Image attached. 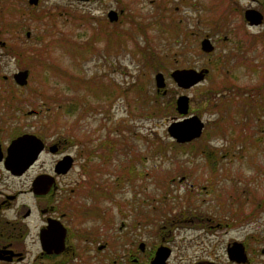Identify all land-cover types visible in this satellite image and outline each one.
I'll use <instances>...</instances> for the list:
<instances>
[{"label":"rangeland","instance_id":"obj_1","mask_svg":"<svg viewBox=\"0 0 264 264\" xmlns=\"http://www.w3.org/2000/svg\"><path fill=\"white\" fill-rule=\"evenodd\" d=\"M249 3L255 4L0 0V72H30L27 85L20 86L15 119L40 137L65 139L75 158L68 176L82 178L75 194L88 216L83 227L94 240H84L89 249L68 264H110L113 253L129 250L130 241H144L149 250L169 232V263L189 264L216 238L205 233L206 219L182 221L264 218V29L243 19L240 9ZM110 10L118 13L116 21L109 20ZM205 36L211 52L200 49ZM176 68L208 71L184 89L170 76ZM157 72L165 81L160 90ZM181 94L189 97L187 115L204 122L201 136L184 143V150L167 132L182 117L175 103ZM32 109L40 113L28 115ZM109 138L111 158L87 161L86 153L105 150L99 144ZM42 159L49 163L54 157ZM104 240L108 248L98 250ZM33 258L23 264L68 257L51 263Z\"/></svg>","mask_w":264,"mask_h":264},{"label":"flooded vegetation","instance_id":"obj_2","mask_svg":"<svg viewBox=\"0 0 264 264\" xmlns=\"http://www.w3.org/2000/svg\"><path fill=\"white\" fill-rule=\"evenodd\" d=\"M251 2L255 4L249 3L240 9V13L247 25L264 29V0ZM247 9L257 10L261 14L259 23L250 24L245 19ZM0 45L4 46L5 42L0 40ZM22 70H27L24 85L14 78V74ZM29 74L27 68L11 75L0 72V115L3 114V118L0 116V264H23L31 254L35 255L33 260L40 258L48 263L53 258L65 256L68 258L55 264H68L78 260L83 250L89 249V244H83L84 240H94L87 228L83 227V221L88 216L84 217L82 198L77 199L75 194V188L83 186L82 178L72 180L68 176L75 164L73 155L70 168L65 170L64 158L69 155L65 139L40 137L27 130L29 128L25 125L21 129L15 119V112L19 109L16 103L19 102L20 86L27 85ZM26 113L36 115L40 110L32 109ZM25 134L35 135L42 142V149L32 161L31 144H15V140ZM44 154L53 156V162L42 159ZM86 158L90 160L87 153ZM94 158L100 159L96 154L91 160ZM210 170L212 174L216 172L214 168ZM136 172L140 178L145 175L142 169ZM210 189L209 192H213L214 186ZM77 218L79 221H75ZM200 218L206 219L203 221L205 233L216 240L209 239L202 256L195 257L189 264L200 261L207 264H264V218L246 216L234 222L214 223L215 220L206 216L192 217L190 221L182 223L202 222ZM176 224L180 226L181 223L178 221ZM234 224H237L235 228ZM122 226L123 223L120 228ZM231 230L235 235L230 234ZM42 235L45 239H42ZM173 241L171 232L163 235L160 242L149 250L145 248L144 241H130L126 245L129 250L122 254L113 253L110 264H123V260L124 264L126 261L129 264H149L161 245L170 249L166 260L170 264L174 249L170 243ZM217 243L222 245L219 251L216 250ZM108 246L109 241L104 240L97 248L105 250ZM142 254L148 257L144 262Z\"/></svg>","mask_w":264,"mask_h":264},{"label":"water","instance_id":"obj_3","mask_svg":"<svg viewBox=\"0 0 264 264\" xmlns=\"http://www.w3.org/2000/svg\"><path fill=\"white\" fill-rule=\"evenodd\" d=\"M28 3L30 5H36L38 0H28ZM107 16L110 21H116L118 19V13L115 10H110L107 13ZM245 19H247L250 24H257L261 20V14L257 10L247 9L245 11ZM27 35H29V33H27ZM200 48L202 51L211 52L214 49V46L210 38L205 36L200 42ZM207 71L208 70L206 68L199 70L193 68H176L170 72V76L179 87L187 89L202 81ZM14 78L20 85L26 84L27 70H22L15 73ZM154 79L157 90L165 87L164 77L161 72H157ZM175 103L176 111L179 115H182V117L169 123L167 126V132L169 136L177 143H187L199 138L203 132L204 122L195 114L187 115L189 110V97L187 95L181 94L177 96ZM24 142L30 143L32 146V161L42 149V142L39 140V138L32 134H25L15 140L16 145H22ZM64 160L65 170H68L71 166V156L67 155ZM43 238L45 239V237L42 235V239ZM169 252L170 249L167 246H159L149 264H167L166 260ZM197 264L207 263L200 261Z\"/></svg>","mask_w":264,"mask_h":264},{"label":"trees","instance_id":"obj_4","mask_svg":"<svg viewBox=\"0 0 264 264\" xmlns=\"http://www.w3.org/2000/svg\"><path fill=\"white\" fill-rule=\"evenodd\" d=\"M34 15V13H33ZM14 22V21H13ZM19 22V21H18ZM17 22V24H18ZM15 24V23H13ZM22 25V23L19 24V26ZM185 145L184 143H174V146L175 147H178L180 146V148L184 150V146ZM102 146V148H104L105 150L103 149H98L96 150L95 152H87V156L91 159L92 156H94L95 154L100 157L103 161H108L110 158H111V153L113 152L114 150V143L112 142V140L109 138V139H103L100 144H99V148ZM203 154L206 155V157H208V160L211 162V166H212V159L210 158V154H207V150L204 149L202 150ZM102 188H100L99 190H101ZM104 194V193H103Z\"/></svg>","mask_w":264,"mask_h":264}]
</instances>
